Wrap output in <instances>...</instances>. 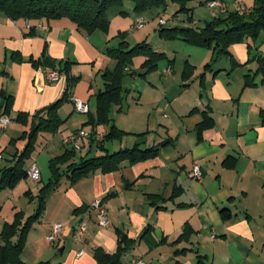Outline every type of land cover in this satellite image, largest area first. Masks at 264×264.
<instances>
[{"label": "crops", "instance_id": "obj_1", "mask_svg": "<svg viewBox=\"0 0 264 264\" xmlns=\"http://www.w3.org/2000/svg\"><path fill=\"white\" fill-rule=\"evenodd\" d=\"M189 1L185 8L190 12H180V5L175 13L180 28L204 27L239 7L247 11L254 2L220 0L224 5L221 11L206 4L190 8ZM167 7L168 3L139 13L133 1H125L108 12L107 33L90 35L66 18L14 21L0 12V105L3 95L12 97L9 115L14 119L0 133V178L25 150L28 139L21 137L32 130L33 116L40 112L46 117L48 107L65 95L69 79H76L71 99L58 110L59 128L39 133L34 150L25 159L27 171L33 164L38 166L41 181L27 177L14 189L0 192V233L6 223H13L15 215L22 214L24 221L36 212L41 190L51 179L50 161L73 149L62 144L63 135L77 129L108 134L112 124L125 133L121 139L104 142L105 151L93 136L79 141V148L73 149L75 161L166 142L158 155L148 160L125 161L111 172L95 170L74 183L63 179L27 232L21 255L25 263L100 264L96 252L115 255L124 236L130 246L122 256L123 263L142 258L147 264H264V84L255 58L264 56V46L252 54L251 47L233 46L236 57L230 52L239 66L232 68L226 56L215 62L209 48L162 36L167 22L142 32L159 20ZM180 13L187 14L188 22ZM139 19L145 21V28H134ZM258 39L264 41V31ZM122 42L131 47L149 43L165 54L163 70L158 72V64L156 72L149 73L143 68L147 58H134L123 78V101L110 110L114 117L120 108L127 116V127L113 120L109 126L97 127L86 116L96 113V96L105 84L103 73L116 68L108 51ZM189 64L194 71L185 79L183 72ZM208 64L211 68L205 69ZM168 67L171 74L164 73ZM51 71H60L58 81L48 77ZM128 76L136 78L133 91L127 88ZM247 76L255 84L246 85ZM73 97L85 102L89 113L76 112ZM205 113L214 125L200 133L198 126ZM20 114L27 115L26 122H16ZM74 121L77 126L63 134L64 123L69 127ZM194 164L202 169L200 179L192 174ZM95 200L106 203L108 228L96 224L90 208ZM82 220L89 221L84 245L74 238ZM55 223H62L63 231L59 242L51 245L46 236ZM82 250L85 254L79 257Z\"/></svg>", "mask_w": 264, "mask_h": 264}, {"label": "trees", "instance_id": "obj_2", "mask_svg": "<svg viewBox=\"0 0 264 264\" xmlns=\"http://www.w3.org/2000/svg\"><path fill=\"white\" fill-rule=\"evenodd\" d=\"M125 1L128 0H0V12L6 14L14 21L19 19L32 21L66 18L73 22L78 30L90 35L96 31L107 33L109 30L108 12L112 8L123 6ZM130 1H133L135 11L139 13L167 5L165 0ZM172 1L181 5L180 12L191 11V9L185 8L188 0ZM208 1L203 0L200 4L205 5ZM263 31L264 0H254L252 8L246 12H239L238 10L231 12L226 18L214 19L204 27L162 28L160 33L170 39L180 38L195 47L209 48L213 50L215 62L217 59L226 56L230 59L232 68H236L239 63L231 54L230 47L248 38L258 39ZM108 54L116 60L117 65L114 70H106L103 73L105 84L104 89L99 91L96 96V113L92 116L89 114L90 123L97 127L111 124V107L112 105L121 104L123 101L124 90L122 82L127 74L126 68L132 65L133 59L140 56L146 57L147 61L143 68H146L147 72H151L166 57L165 54L155 51L147 42H141L132 47L128 46L126 42H122L119 48L109 50ZM255 58L258 64L257 72L263 73L264 84V56L255 55ZM208 68H211L210 64L205 66V69ZM193 71V66L189 64L183 72V77L189 79ZM75 82L76 79H69V87L65 95L48 107L46 117H43L40 112L33 116L32 130L30 133L25 132L21 137V139H28L27 146L20 156L15 157L14 164L2 172L0 192L5 189H14L22 179L28 177V171L25 169V159L34 150V143L39 133L56 132L59 128L61 120L58 116V110L65 101L71 99V89ZM245 82L246 85L255 84L250 76H247ZM3 97L4 103L0 105V117L4 115L11 116L9 113L12 106V97L6 95H3ZM261 116L264 123V110L261 112ZM27 118L26 114H20L15 120L16 122H26ZM213 125V119L209 114L205 113L198 130L201 133L204 129L211 128ZM124 134L123 131L112 124L105 141L98 145L100 150L105 151L104 142L121 139ZM165 145L166 142L146 149H141L140 145H135L131 149H121L114 153L106 152L101 156H83L78 161H75L76 152L73 149H66L62 156L52 159L49 163L51 179L41 190L36 212L24 221L22 214L15 215L13 223H6L0 233V264H27L21 258L27 232L44 212L48 195L60 187L63 179L66 178L71 183H74L95 170L100 169L104 172H111L125 161L131 164L142 162L157 156L160 149ZM222 214L225 217L229 216L226 210H223ZM120 241L121 247L115 255L109 256L100 251L96 252V258L100 264H123L122 256L130 246L128 245L130 242L124 236L121 237Z\"/></svg>", "mask_w": 264, "mask_h": 264}, {"label": "built area", "instance_id": "obj_3", "mask_svg": "<svg viewBox=\"0 0 264 264\" xmlns=\"http://www.w3.org/2000/svg\"><path fill=\"white\" fill-rule=\"evenodd\" d=\"M206 5L211 9H220L221 11L224 8V5L220 0H209ZM239 12H246L241 7L238 8ZM166 24L165 20H160V25L164 26ZM145 25V21L143 19H139L136 24L134 25L135 29H141ZM165 74H171L172 68L168 67L165 71ZM48 77L53 81H58L60 78V73L58 71H51L48 73ZM74 107L76 112L80 114H87L89 113V107L85 102L81 101L80 99L73 97L72 98ZM13 123L12 116L4 115L0 117V133L5 132L8 127ZM107 135V132H92L89 133L87 131L79 130L77 132H74L69 137L62 138V144L65 146H71L73 149L79 148V141L89 139L92 136L95 138V141L98 143H101L105 141V137ZM192 174L195 178L200 179L202 177V169L198 164H194ZM28 177L36 182L39 183L41 181V172L36 164H33L29 171H28ZM91 212L95 216L96 224L100 227L108 228L111 225L108 210L106 207V203L104 200H95L91 204ZM89 226L88 220H82L77 228L74 231V238L79 243L84 245L86 243V232ZM63 231V225L62 223H55L51 226V231L46 236V240L49 244L55 245L59 242L61 233ZM85 252L82 250L78 256H83ZM123 264H147V262L142 258H137L134 262L126 261Z\"/></svg>", "mask_w": 264, "mask_h": 264}, {"label": "rangeland", "instance_id": "obj_4", "mask_svg": "<svg viewBox=\"0 0 264 264\" xmlns=\"http://www.w3.org/2000/svg\"><path fill=\"white\" fill-rule=\"evenodd\" d=\"M203 0H190L189 2H188V4H189V7L190 8H196V7H200V2H202ZM251 1L252 0H239V2H241V4H251ZM167 3H168V7H167V10H166V12L163 14V16L161 17L163 20H165L166 22H167V25L165 26V28H173V27H175V25L176 26H181V23L177 20V19H175V13L180 9V4H174V2H172V0H167ZM207 6V5H206ZM208 7V6H207ZM113 9V8H112ZM180 14H182V17H183V19H185V22H188L187 21V14H184V13H180ZM179 14V15H180ZM161 18H159V20L161 19ZM159 20H157V21H154V22H151L149 25H151V26H147L142 32H146V31H148L150 28L152 29V28H155V26L156 27H158L159 28ZM146 24H147V22H146ZM179 26V27H180ZM151 33L153 34V30H151ZM241 45H243V46H245L246 47V49H248V47H251L252 48V50H251V54H252V51L253 50H260V47H262V46H264V41H263V39H252V38H248L247 40H245V41H242V42H239V43H236V44H234V45H232L231 47H230V51L232 52V54L235 56V54L233 53V51H232V49H233V46H241ZM254 53V52H253ZM256 54V53H255ZM255 54H253V56L255 55ZM236 57V56H235ZM225 58V57H224ZM163 63H164V60H162L160 63H159V68L157 69L158 70V72L160 73V72H162V70H163V68H161L162 67V65H163ZM156 72V70H154L153 71V73H155ZM150 73V72H149ZM148 73V74H149ZM158 73V74H159ZM142 77V76H141ZM136 78H132V77H126L125 78V82H126V84H127V86H128V84H130V86H128L127 88H130V90L131 91H133L134 89H135V80ZM137 79H139L140 81H143V79H141L140 77H137ZM115 106V105H114ZM124 107L126 108V107H128V105H127V101L125 100V102H124ZM112 115H114V117H110L111 118V120H113V121H116V123H117V125L118 126H125V127H127L126 126V122H125V119H126V117L127 116H125L122 112H120V108L118 109V110H115V112H114V114H112ZM82 117H85V115H82ZM86 117H89V116H86ZM89 119V118H88ZM87 123H88V121H87ZM86 123V124H87ZM77 124H78V122L77 121H74V122H72L71 123V125L68 127L67 125H68V122H66V123H64V125L65 126H63L62 127V131H63V134H68L67 132H68V130L69 129H72L73 127H76L77 126ZM120 124V125H119ZM63 125V124H62ZM103 127V125H101V128ZM79 130H81V129H79ZM78 129L77 130H74L71 134H73L74 132H77V131H79ZM100 131H102V130H100ZM70 133V132H69ZM70 134V135H71ZM70 135H63V137H65V138H67V137H69ZM61 140H62V137H61ZM61 140H60V143H61ZM110 149V148H109ZM113 149H110V151L111 152H113L112 151ZM96 154V153H95ZM29 170V169H28ZM34 213V212H33Z\"/></svg>", "mask_w": 264, "mask_h": 264}]
</instances>
